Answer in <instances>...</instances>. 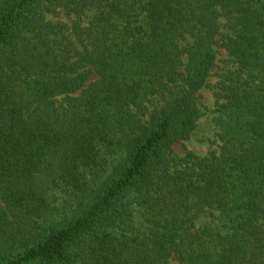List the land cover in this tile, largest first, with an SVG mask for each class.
<instances>
[{"label":"trees","instance_id":"trees-1","mask_svg":"<svg viewBox=\"0 0 264 264\" xmlns=\"http://www.w3.org/2000/svg\"><path fill=\"white\" fill-rule=\"evenodd\" d=\"M0 264H264V0H0Z\"/></svg>","mask_w":264,"mask_h":264},{"label":"rangeland","instance_id":"rangeland-1","mask_svg":"<svg viewBox=\"0 0 264 264\" xmlns=\"http://www.w3.org/2000/svg\"><path fill=\"white\" fill-rule=\"evenodd\" d=\"M71 17L65 14L60 15L59 20L68 23H72ZM220 25L222 32H228L227 21L225 18H220ZM220 37L218 36V39ZM217 52V65L214 68L208 82L209 85L205 86L198 93V100L203 112V116L198 122V127L194 134L187 141H180L174 145V154L178 157L184 156L186 149L193 151L198 155H206L210 150L218 149L219 141L215 136V123L213 117L216 115L214 110L217 107V97H216V85L220 80L219 74L223 71L222 67L227 66L226 60L229 59L227 51L220 46V44L215 45ZM230 64L228 65V67ZM213 217L209 214L202 215L197 221V225H201L211 221Z\"/></svg>","mask_w":264,"mask_h":264}]
</instances>
